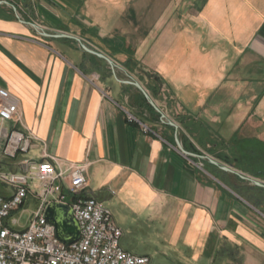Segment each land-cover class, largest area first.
I'll use <instances>...</instances> for the list:
<instances>
[{
    "label": "crops",
    "instance_id": "1",
    "mask_svg": "<svg viewBox=\"0 0 264 264\" xmlns=\"http://www.w3.org/2000/svg\"><path fill=\"white\" fill-rule=\"evenodd\" d=\"M150 5L0 0V87L32 136L2 168L87 163L84 195L151 264H264V0ZM136 63L161 79L171 121L129 82Z\"/></svg>",
    "mask_w": 264,
    "mask_h": 264
},
{
    "label": "built area",
    "instance_id": "2",
    "mask_svg": "<svg viewBox=\"0 0 264 264\" xmlns=\"http://www.w3.org/2000/svg\"><path fill=\"white\" fill-rule=\"evenodd\" d=\"M20 120L16 97L0 87V182L11 190L10 195L0 192V264H151L149 255L121 246L123 230L112 212L98 198L84 195L87 163L62 165L46 157L25 159L19 170L2 168L4 160H16L32 147L30 133L14 126ZM30 196L39 204L22 224ZM53 202L72 208L80 228L77 241L66 244L60 240L45 217Z\"/></svg>",
    "mask_w": 264,
    "mask_h": 264
},
{
    "label": "rangeland",
    "instance_id": "3",
    "mask_svg": "<svg viewBox=\"0 0 264 264\" xmlns=\"http://www.w3.org/2000/svg\"><path fill=\"white\" fill-rule=\"evenodd\" d=\"M141 2H143V1H141ZM150 3H151L150 6L153 9L156 8L158 10L161 7L162 8L168 7V11H169V10H171L170 9L171 7L175 6V0H150ZM155 25H157V26L155 28V31L153 30L154 31L153 34L158 33L157 29L159 27V22ZM130 71H131V73H133V78L128 79L129 82L131 81L134 83H139L149 96V98H147L144 95H142L143 103L146 104L147 110H149V111L153 110V112L155 114L154 107H153V106H155V107H157V109L160 112V114L156 112L158 114L157 115V121L158 122H160L161 120L167 121V122L171 121V119L168 117L169 112L166 109V107L170 103V97H169V94L166 93V89H163L165 86H162V84H161L162 81L156 75L157 73H155L153 71L151 72V70L145 68L141 63H136L134 65V67H131ZM133 85H135V84H133ZM144 86H146L149 91L146 88H144ZM139 91H141V90L139 89ZM131 100L132 99L130 98L129 103L132 105L133 102ZM133 101H134V99H133ZM150 104H152V105H150ZM173 124H175V123H173ZM180 137H181V135H178L179 139L182 138V137L181 138ZM193 150L195 152H198V153L202 152L201 150L196 148L195 145H194ZM208 159L209 158H205L204 160L200 159L201 163L199 165L202 169L205 168L204 162L208 163ZM210 160L213 161L214 159H210ZM220 166H222V167L224 166V167L229 168V166H226L223 163H221ZM207 168H208V166H207ZM6 187H7L6 185H4L3 183L0 182V189L1 190L8 192V189H6ZM38 204H39V200H37L34 196L29 197V203H27L26 206L24 207L25 212H24V214H22V217H21L22 224L26 223L27 217L30 215V213H33L37 209ZM19 214L20 213L18 212V214H16V215L18 216ZM126 239L129 240L130 237L127 236ZM152 264H165V263H164V261L159 260L158 258H155L152 260Z\"/></svg>",
    "mask_w": 264,
    "mask_h": 264
},
{
    "label": "water",
    "instance_id": "4",
    "mask_svg": "<svg viewBox=\"0 0 264 264\" xmlns=\"http://www.w3.org/2000/svg\"><path fill=\"white\" fill-rule=\"evenodd\" d=\"M83 46L89 52L105 57L103 54L90 49L86 45ZM130 83L135 84L145 94V96L149 98L148 94L139 83H134L131 81ZM178 145L180 150L183 151L185 154H191L183 148L182 144L179 141ZM224 169L231 170V168L228 167H224ZM258 184L264 186V184ZM45 217L55 226L59 239L65 242L66 244H71L79 239L80 228L76 219L74 218L73 210L70 206L62 203L53 202L49 204L46 208Z\"/></svg>",
    "mask_w": 264,
    "mask_h": 264
}]
</instances>
